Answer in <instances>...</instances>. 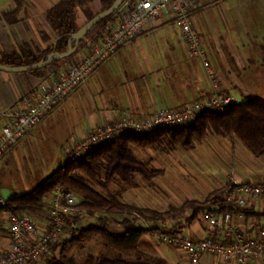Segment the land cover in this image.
I'll return each instance as SVG.
<instances>
[{"label":"crops","instance_id":"1","mask_svg":"<svg viewBox=\"0 0 264 264\" xmlns=\"http://www.w3.org/2000/svg\"><path fill=\"white\" fill-rule=\"evenodd\" d=\"M57 1L0 0V51L7 47V41L22 44L32 39L35 40V36L36 39L41 40L40 34H43L44 38L49 37V24L46 20V13ZM222 4L226 9L254 8L248 3L223 2ZM162 16L167 15H160L159 17ZM195 16L198 17V15ZM202 20L204 22L199 27L193 20L196 30L199 29L203 35L210 37V40L214 41L213 43L218 47V36L226 33L229 36L237 35L240 30L229 26L231 24L237 26L239 21H244V18L237 16L219 18L217 31L213 27L209 28L211 24L208 19L204 17ZM200 38L203 43V38L201 36ZM54 39L42 51L50 48L54 43ZM146 40V37L143 38L142 35L134 37L128 44L113 51L104 63L102 62V64L94 67L96 69L92 73L90 99L86 98L88 103L90 102V106L84 107L82 104V100L85 99L87 93L85 87L78 88L75 92L74 89L69 97L62 98L52 107L46 118L58 113L62 115L61 119L68 120V123L77 122L79 125L75 130L74 137H76L82 134L85 129L93 128L122 114L145 117L161 109L179 108L187 103L203 99L210 94L212 84L200 61L183 56V53L186 54L187 52L185 43L180 50L178 48L166 50H155L147 47L135 48V46H142V43ZM85 42L87 43L86 38ZM203 46L211 66L213 64L212 67L218 78L217 88L221 92L240 90L244 89L245 86L255 84L257 80L255 74L258 72L259 65L258 53L245 54L239 50H232L228 53L220 51L215 54L213 52L208 56L207 49L205 45ZM88 52V44L82 43L69 57L48 64L40 70V75L39 72L34 74L28 71L10 72L0 70V130L8 120L6 113L9 110L16 105L33 102L34 92L31 91L32 88H36L40 83L53 80L54 72L64 67L63 64L67 65L70 62L82 59ZM236 55L240 59L237 60ZM238 69L240 70L239 73ZM238 95L241 96V94ZM252 96L257 95L250 94L248 97ZM209 138L214 139L209 134L203 141ZM216 138L226 139L224 137ZM245 155L247 161H249L246 152ZM237 161L236 157L234 159L235 165H238L239 162ZM250 164V166L243 167L241 162L239 163V169H236L232 174L234 181L244 182L246 179L250 180L249 177L252 179L264 178V155L258 157L255 162L250 161ZM243 171L245 174L242 173ZM221 198L226 202L223 211H218V206L213 204L209 206V209L216 214L229 212L228 221L223 220L221 225L211 226L200 213L194 221L185 224L178 231L186 233L194 239L211 236L223 240L229 238L232 231L245 236L264 235V199L252 200L248 208L242 209L226 200L225 194H222ZM25 214L39 226H45V211L27 212ZM146 240H148L147 234L139 240V250L155 254L165 259L169 264H187V256L183 252L175 249L172 251L173 248L169 249L165 245L159 246L152 240ZM8 245L9 238L4 232L0 234V253ZM202 264L236 263L233 260L222 261L215 255H204Z\"/></svg>","mask_w":264,"mask_h":264},{"label":"rangeland","instance_id":"2","mask_svg":"<svg viewBox=\"0 0 264 264\" xmlns=\"http://www.w3.org/2000/svg\"><path fill=\"white\" fill-rule=\"evenodd\" d=\"M223 2L248 3L254 8L226 9L223 7ZM248 6L250 7V5ZM102 7L103 4L100 0L87 2L83 8L86 10L85 13L81 8L77 10L78 23L84 24L88 20V15H95ZM195 15H198V17ZM113 16L102 24L93 27L86 36L87 42L100 38L106 25L110 23L108 21L112 22L114 20ZM236 16L244 18V21H239L237 26L234 24L229 26L240 30L237 35L233 34V36H229L226 33L225 36L220 34L217 40L218 48L213 43L214 41L210 40V37H206L198 29L199 35L203 38L204 44H202L205 45L208 56L209 54H213V52L215 54H218L220 51L228 53L232 50H239L245 54L258 53V72L256 74L255 72L253 73L257 77L255 84L245 86L244 89L229 90L228 92L221 93L231 95L238 101L243 100L250 94L264 98V0H199L192 12V17L197 27L204 22L202 19L205 17L211 24L209 28L213 27L216 31L219 26V18L224 19L225 17L232 18ZM48 34L49 37L47 38H44V35L40 34L41 40L36 39L35 36V40L32 39L22 44L7 41V47L0 51V57L12 51L20 54L31 53L34 56H39V53H43L44 51L42 50L52 43L56 35L49 25ZM139 35H142L143 38L146 37L147 40L142 43V46H135V48L147 47L155 50L178 48L180 50L184 45L173 18L171 16H162L150 21L137 34L117 49L125 46L131 39ZM85 44L87 45L86 42ZM4 51L9 52L5 53ZM183 56L192 59L188 56L187 52L186 54L183 53ZM238 59L240 58L237 56ZM72 63L74 62H70L67 65L63 64L64 67L55 71L54 79H57L62 72L64 73ZM95 69L74 90L75 92L78 88L85 87L87 97L85 96V99L82 100L84 107L90 106V102L88 103V99L86 98L90 99V85L92 73ZM212 69L214 70L213 67ZM237 71L238 73L240 72L239 69ZM36 88H32L31 90L34 92V95L37 90ZM71 93L67 96L69 97ZM238 94H241L243 98ZM46 116L10 146L3 156L0 157V195L3 198L31 189L52 170L65 162V150L75 136V130L79 124L73 121V123L71 122L72 125H70L71 123H68L66 119V121L62 120V115L58 113L50 115L47 118ZM211 136L214 139L209 138L205 141L203 139V142L195 143L194 147L188 150H182L180 148H174L168 151L134 149L135 155L147 167L161 168L164 174L151 182H145L137 178L138 185L131 187L117 181L110 186V191L117 195L122 202L134 207L149 208L158 213L156 215H147L152 217L149 219H137L136 223L144 227L157 225L171 228L179 225V229L183 228L185 224H188L185 222V219L192 211L190 204H185L187 201L196 200L202 202L210 191L217 188H224L221 193L222 197V194L227 192L228 185L233 183L234 179L232 174L236 169H239V163L241 162L243 167H247L251 165L250 161L255 162L258 160V157H254L235 137L225 136L224 138L226 139H217V136ZM245 152L249 161L246 159ZM236 157L239 166L234 164ZM242 173L245 174L244 171ZM249 179L252 178L249 177ZM125 216L133 218L134 214L126 213L118 215L102 213L94 216L81 215L74 226L84 227L89 223H97L98 218L102 217L108 228L114 231H121L122 227L118 224V221ZM158 234L159 232L149 233L147 234V238L148 240L156 242L159 246L165 245L169 249H172L159 240ZM63 236H68V234ZM141 252L146 256L156 257L155 254H149L146 251ZM66 254L78 262L82 261L88 255H115L111 249H106L102 246L99 238H94L82 246L71 247L67 250ZM42 255L29 264H41L44 260Z\"/></svg>","mask_w":264,"mask_h":264},{"label":"built area","instance_id":"3","mask_svg":"<svg viewBox=\"0 0 264 264\" xmlns=\"http://www.w3.org/2000/svg\"><path fill=\"white\" fill-rule=\"evenodd\" d=\"M199 0H125L114 12L113 21H108L100 38L89 40L88 54L72 63L57 79L40 83L34 100L19 104L9 110L8 120L0 130V157L17 140L37 125L62 98L76 89L91 73L95 66L104 62L109 54L137 34L142 27L160 15L171 16L186 45L190 58L200 61L212 84L210 94L200 100L187 103L179 108H165L145 117L122 114L101 123L74 137L65 150V161L84 158L95 148L123 134H147L153 131L192 122L207 111H223L239 101L221 93L217 88L218 78L208 60L200 35L193 24L192 12ZM225 199L242 209L250 206L252 200L264 199V178L244 182L234 181L227 188ZM82 197L72 190L56 186L45 212V226L41 227L26 214L3 209L0 219L6 228L9 245L0 253V264H29L47 253L50 243L65 226L66 218L85 215L78 208ZM0 195V206L5 205ZM211 226L228 221L230 214L201 212ZM230 231V230H229ZM223 240L208 236L194 239L186 233L159 232L161 242L183 252L187 264H202L204 255H215L222 261L233 260L236 264H264V235H242L230 232Z\"/></svg>","mask_w":264,"mask_h":264},{"label":"trees","instance_id":"4","mask_svg":"<svg viewBox=\"0 0 264 264\" xmlns=\"http://www.w3.org/2000/svg\"><path fill=\"white\" fill-rule=\"evenodd\" d=\"M89 1L91 0H58L46 13V20L56 34L52 46L39 56L12 51L0 57V65L31 66L38 63L41 58L46 60L50 55L66 51L68 43L74 41V33L83 25L78 23L77 10L83 9ZM100 1L103 4L100 11L108 8L113 2V0ZM123 1L125 0H122V3ZM85 11L83 9L84 13ZM112 15L114 13L93 27L102 24ZM92 16L94 15H88L87 18L90 19ZM89 32L80 38L77 48L85 43ZM58 61L59 59L48 64ZM47 65L28 72L34 74L39 72L40 75V70ZM209 134L217 137L233 136L254 157H261L264 155V98L247 97L223 111H207L192 122L166 127L151 133L116 136L80 160L63 162L31 189L6 197L5 205L0 206V212L5 208L18 214L46 211L54 188L61 186L82 197L78 208L85 215L127 213L134 214V217L125 216L118 221L122 227L121 231L108 228L102 217L98 218L97 223H89L84 227L74 226L81 216L66 218L65 226L59 236L50 243L48 252L42 255L44 260L41 264H169L161 257L146 256L139 250L138 242L145 234L177 232L179 225L165 228L157 225L144 227L136 223L137 219H149L152 217L147 215L158 213L149 208L134 207L122 202L110 191V186L117 181L130 187L137 186V178L151 182L164 174L161 168L147 167L135 155L134 149L188 150ZM223 190L224 188H217L210 191L202 202L187 201L185 204L189 203L192 211L185 222L194 221L202 211L209 210L211 204L217 205L218 211H223L226 203L221 198ZM5 231L6 228L0 219V234ZM66 234L68 236L64 237L63 235ZM94 238H99L102 246L111 249L115 255H88L80 262L67 256L66 252L69 248L82 246Z\"/></svg>","mask_w":264,"mask_h":264},{"label":"water","instance_id":"5","mask_svg":"<svg viewBox=\"0 0 264 264\" xmlns=\"http://www.w3.org/2000/svg\"><path fill=\"white\" fill-rule=\"evenodd\" d=\"M121 3H122V0H113L112 4L108 8H106L102 11H99L94 16H92L90 19H88L74 33V35H73L74 41H73V43H71V42L68 43V49L66 51H64L62 53L50 55L47 57L46 60H43V58H41V60L38 63L31 65V66L7 67V66L0 65V70L10 71V72L29 71L32 69L41 68V67L47 65L51 61L58 60V59L60 60V59L69 57L70 55H72L76 51L80 38H82L87 32H89V30H91V28L96 23L107 18L110 14L114 13L118 9V7L121 5Z\"/></svg>","mask_w":264,"mask_h":264}]
</instances>
